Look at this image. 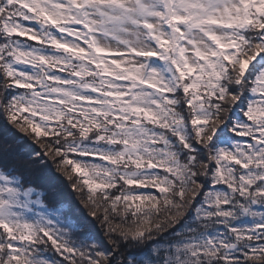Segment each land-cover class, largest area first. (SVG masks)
<instances>
[{"label": "snow or ice", "instance_id": "6c2138e0", "mask_svg": "<svg viewBox=\"0 0 264 264\" xmlns=\"http://www.w3.org/2000/svg\"><path fill=\"white\" fill-rule=\"evenodd\" d=\"M0 121V264H264V0H0Z\"/></svg>", "mask_w": 264, "mask_h": 264}, {"label": "trees", "instance_id": "16d2710c", "mask_svg": "<svg viewBox=\"0 0 264 264\" xmlns=\"http://www.w3.org/2000/svg\"><path fill=\"white\" fill-rule=\"evenodd\" d=\"M39 150L38 145L22 137V134L17 133L15 137L6 138L0 121V166H3L5 159L9 161L8 167H12L13 164L24 165L23 174L32 186L45 193L44 200L47 205L51 207L63 203L70 208L75 218L81 221L90 220L87 215L88 210L81 202L79 194L71 189L70 182L56 170L51 160L45 158L46 165L34 162L32 154ZM88 227L89 225L85 223V230ZM95 230L99 231L98 223L95 225Z\"/></svg>", "mask_w": 264, "mask_h": 264}]
</instances>
